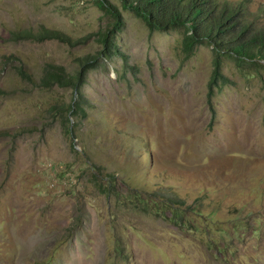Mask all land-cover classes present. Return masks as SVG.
<instances>
[{
    "label": "rangeland",
    "instance_id": "374dc122",
    "mask_svg": "<svg viewBox=\"0 0 264 264\" xmlns=\"http://www.w3.org/2000/svg\"><path fill=\"white\" fill-rule=\"evenodd\" d=\"M247 4L264 24V0ZM120 11L124 58L105 61L93 33L110 18L94 0H0V264H264V63L223 59L225 79L210 83L209 46L187 52L182 30ZM41 26L84 42L9 40ZM97 55L85 113L64 127L58 106L73 90L5 65L38 80L45 63L74 73ZM161 188L193 210L173 220L157 199L134 204L132 191Z\"/></svg>",
    "mask_w": 264,
    "mask_h": 264
},
{
    "label": "trees",
    "instance_id": "16d2710c",
    "mask_svg": "<svg viewBox=\"0 0 264 264\" xmlns=\"http://www.w3.org/2000/svg\"><path fill=\"white\" fill-rule=\"evenodd\" d=\"M113 1L117 2V6ZM95 6L105 16L110 18V24L104 30L93 33L95 41L101 46L99 57L105 61L116 55L124 58L118 50L116 35L124 26V18L120 9L129 11L141 19L150 31L178 29L184 33L182 46L191 52L198 45L209 46L213 53V71L210 83H218L225 78L220 73L222 60L231 59L238 64L258 65L264 63V24H261L257 14L248 10L247 0L229 2L225 0H94ZM91 35L85 37L90 39ZM9 40L14 43L57 41L70 47L82 45L84 40L73 39L65 33L44 26L37 30L22 29L11 32ZM97 56L78 58V69L69 73L63 66L45 63L40 69V77L35 80L33 75L25 70L20 63L15 64L14 58L6 57L5 65L12 63V70L20 79L34 87L51 90L53 88H69L73 90L75 100L70 104L62 103L57 112L64 127L69 122L68 115L79 117L84 115L85 100L81 96L80 87L84 83L88 71L93 69L91 61ZM14 60V61H13ZM65 105V106H64ZM70 132V130H69ZM4 132H0L3 135ZM96 181V180H95ZM106 187L108 193H112ZM170 189L134 193L135 205L145 206L140 196L157 199L162 204L163 212L170 211L169 219H179L185 210H193L186 205L183 198L170 194ZM166 192V193H164ZM151 200V199H150ZM161 209V208H160ZM181 220V219H180ZM114 252L117 258L125 256V242L120 234L114 239Z\"/></svg>",
    "mask_w": 264,
    "mask_h": 264
}]
</instances>
